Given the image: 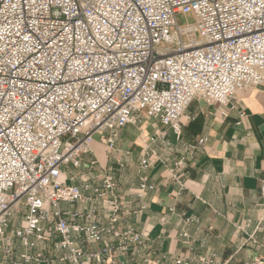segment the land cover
<instances>
[{"label":"built area","instance_id":"2783aa9c","mask_svg":"<svg viewBox=\"0 0 264 264\" xmlns=\"http://www.w3.org/2000/svg\"><path fill=\"white\" fill-rule=\"evenodd\" d=\"M261 85L264 0H0V264L136 255L145 238L119 225L112 170L80 187L71 169L98 165L96 137L114 151L123 128L155 119L180 138L196 98L226 106ZM149 189L143 178L138 198Z\"/></svg>","mask_w":264,"mask_h":264},{"label":"crops","instance_id":"0c3cea01","mask_svg":"<svg viewBox=\"0 0 264 264\" xmlns=\"http://www.w3.org/2000/svg\"><path fill=\"white\" fill-rule=\"evenodd\" d=\"M93 150L98 165L90 167L86 157L80 168L71 169L74 180L67 184L97 187L101 168L112 170L124 207L119 225L145 238L136 255L119 257L122 264H204L200 258L213 264H264V85L239 92L226 106L196 98L182 118L180 138L159 120L143 119L119 132L116 150L99 137ZM146 154L152 166L142 170ZM143 178L152 189L138 198ZM99 213L107 214L102 208ZM15 247L24 251L18 240Z\"/></svg>","mask_w":264,"mask_h":264},{"label":"rangeland","instance_id":"374dc122","mask_svg":"<svg viewBox=\"0 0 264 264\" xmlns=\"http://www.w3.org/2000/svg\"><path fill=\"white\" fill-rule=\"evenodd\" d=\"M192 19H190V18H186V17H184V16H179V21H181V23H186V22H188V21H191Z\"/></svg>","mask_w":264,"mask_h":264}]
</instances>
